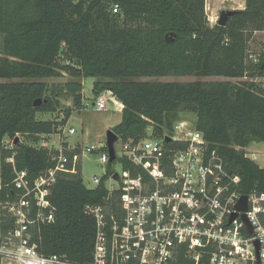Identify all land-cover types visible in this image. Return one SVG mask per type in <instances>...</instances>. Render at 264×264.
<instances>
[{
    "label": "trees",
    "instance_id": "obj_1",
    "mask_svg": "<svg viewBox=\"0 0 264 264\" xmlns=\"http://www.w3.org/2000/svg\"><path fill=\"white\" fill-rule=\"evenodd\" d=\"M204 6V0H0L2 233L12 228L2 206L18 194L13 167L31 180L51 167L55 151L37 145L61 134L72 109L60 121L38 120L37 114L56 113L61 100L82 110L84 78L95 79L96 99L109 92L122 105L112 129L119 141H139L150 127L161 138L171 133L179 112L192 113L196 129L239 177V191L264 193V168L245 151L264 143V48L255 61L248 54L252 36L264 32V1L246 0L223 27L208 25ZM62 74L70 79L46 82ZM183 76L247 81L143 80ZM5 139L12 150L4 149ZM10 157L13 165L6 161ZM124 169L133 166L125 163ZM80 172L78 165L76 174L57 177L49 197L54 221L32 237L40 255L71 264L92 259L96 222L87 207L114 208L111 201L119 197L105 189L106 177L86 189Z\"/></svg>",
    "mask_w": 264,
    "mask_h": 264
},
{
    "label": "built area",
    "instance_id": "obj_2",
    "mask_svg": "<svg viewBox=\"0 0 264 264\" xmlns=\"http://www.w3.org/2000/svg\"><path fill=\"white\" fill-rule=\"evenodd\" d=\"M245 1L233 3L237 4L233 10H243ZM204 3L208 25L213 27L218 15H208L212 5L209 0ZM117 12L115 5L112 13ZM92 106L106 109L100 98ZM86 109L87 105L82 108ZM173 144L180 148H172ZM3 147L12 150L13 143L7 140ZM73 150L60 144L51 155L52 166L32 180L26 171L13 167L12 185L18 194L2 206L12 228L0 231V264H71L58 256L40 255L32 237L54 221L49 197L57 177L76 174L78 165L81 169L83 153L70 155ZM99 160L109 164V155L102 153ZM6 161L13 165V157ZM113 162L121 174L110 170L103 177L104 185L117 183L116 188H105L119 192L111 201L114 208L87 207L96 222L88 264H264V193L239 191V177L226 169L223 158L196 129L195 120L179 118L171 133L161 138L153 137L152 127L148 128L145 138L121 142V153L114 152ZM125 163L133 170L124 169ZM101 180L94 176L92 183L97 187ZM243 196L242 212L236 206Z\"/></svg>",
    "mask_w": 264,
    "mask_h": 264
},
{
    "label": "rangeland",
    "instance_id": "obj_3",
    "mask_svg": "<svg viewBox=\"0 0 264 264\" xmlns=\"http://www.w3.org/2000/svg\"><path fill=\"white\" fill-rule=\"evenodd\" d=\"M214 1V0H213ZM240 0H233V2H228V0H218L217 11L215 15L219 16V13L223 10H233L232 7H236V2ZM234 5V6H233ZM213 8V6H212ZM211 8V10H212ZM211 11L208 12V15ZM264 48V32L255 33L249 41L248 44V54L249 59L256 60L259 53ZM70 78L66 74L54 79L46 80L49 85L63 84L67 82ZM150 81H164V82H193L199 80L201 82H216V81H231L233 83H240L247 81L246 78L240 80H230L225 78L211 77V78H195L191 76L183 77H164V78H153V79H143ZM1 82V81H0ZM95 82L93 78H84L81 83L83 90L82 95V106L87 105L86 110L78 111L71 100H61V108L56 113H38V120H57L60 121L64 117V112L67 109H72L71 116L69 117L66 125L63 127L61 134L51 135L47 138H42V143L37 146L44 147L54 150L66 143L70 148L82 151L81 161V180L86 189H94L95 185L92 183V178L95 176L97 178H102L106 172V165H102L99 158L102 153H107L106 148V134L108 131H112L113 127L117 125L120 121L121 113L119 106L114 97L108 92L100 94L98 98L105 101L106 109L103 111H97L92 104L95 103L96 98L92 94V86ZM264 83V82H263ZM179 117L185 120H195V115L187 112H179ZM69 129L75 131L74 134H69ZM23 142H26L25 138L19 137ZM7 142V139L4 140ZM93 148V152L89 153L86 148ZM114 151L117 156L121 153V141H117L114 144ZM248 152V153H247ZM247 156L250 159H254L255 163L260 167L264 168V143H252L247 149ZM110 168L114 173L120 175L121 168L117 162H113ZM105 188L108 190L110 187L116 188L117 183L106 182Z\"/></svg>",
    "mask_w": 264,
    "mask_h": 264
},
{
    "label": "water",
    "instance_id": "obj_4",
    "mask_svg": "<svg viewBox=\"0 0 264 264\" xmlns=\"http://www.w3.org/2000/svg\"><path fill=\"white\" fill-rule=\"evenodd\" d=\"M237 12V10H223L219 13L218 16V21H217V26L223 27L226 23V21L228 20V18L232 17L235 13ZM40 102H34V106L38 105ZM165 140L168 142L169 138L165 137ZM118 141V137L115 135L114 132L112 131H108L106 134V148H107V152L109 155V164L114 160V144ZM116 178V177H115ZM246 208V197L243 196L241 197V199L239 200L237 206H236V210L238 211H245ZM242 219L245 221V223L248 226V223L246 221L245 215H242ZM249 227V226H248ZM249 232L251 231L250 228Z\"/></svg>",
    "mask_w": 264,
    "mask_h": 264
},
{
    "label": "crops",
    "instance_id": "obj_5",
    "mask_svg": "<svg viewBox=\"0 0 264 264\" xmlns=\"http://www.w3.org/2000/svg\"><path fill=\"white\" fill-rule=\"evenodd\" d=\"M209 2H210V4L213 6V8H212V11H211V15H215V11H217L218 9L216 8L217 7V5H218V0H209ZM117 103H118V106H119V110H120V113H121V110H122V105L117 101ZM121 118V117H120ZM120 122V121H119ZM247 149L248 148H246L245 149V151L247 152ZM248 153V152H247ZM248 157V156H247ZM251 160H253L254 161V159H251ZM255 162V161H254Z\"/></svg>",
    "mask_w": 264,
    "mask_h": 264
}]
</instances>
